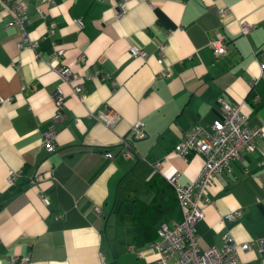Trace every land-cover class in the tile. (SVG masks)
Segmentation results:
<instances>
[{
	"label": "crops",
	"instance_id": "0c3cea01",
	"mask_svg": "<svg viewBox=\"0 0 264 264\" xmlns=\"http://www.w3.org/2000/svg\"><path fill=\"white\" fill-rule=\"evenodd\" d=\"M13 1L23 5L24 29L36 44L19 47V27H5L10 15L0 11V264H17L8 257L25 254L28 264H159L151 242L136 246L139 254L126 249L134 244L132 219H119L118 207L123 199L150 200L146 181L155 172L176 175L181 184L198 174L204 155L190 149L183 159L173 147L195 123L208 126L220 115L219 98L264 130V0H127L121 15L120 0ZM240 20L250 24L245 34ZM215 32L228 41L223 55L208 45ZM159 41L165 43L162 63ZM53 42L63 54L49 60ZM130 45L147 56L130 55ZM166 64L170 76L159 73ZM57 65L76 77L61 81ZM56 87L65 93L64 117L54 120L56 147L48 153L40 140L53 121ZM100 109L118 114L113 127L95 118ZM136 121L145 136L132 139ZM121 138L130 140L133 158L121 156ZM262 183L264 139H256L206 188L203 217L195 223L200 248L221 247L225 233L237 243L264 237ZM234 210L240 216L228 219ZM181 220L175 205L160 222ZM258 248L256 242L237 248L239 262L264 264Z\"/></svg>",
	"mask_w": 264,
	"mask_h": 264
},
{
	"label": "built area",
	"instance_id": "2783aa9c",
	"mask_svg": "<svg viewBox=\"0 0 264 264\" xmlns=\"http://www.w3.org/2000/svg\"><path fill=\"white\" fill-rule=\"evenodd\" d=\"M126 1H119L116 15H121L124 12ZM0 11H5L10 15V18L4 21L5 27L8 28L12 25L19 27L20 39L18 46L34 49L36 42L29 39L24 29V22L28 17L23 5L13 0H0ZM37 11L40 17H44V13L40 8ZM226 11V8L221 7L218 9V14L223 15ZM75 23L77 26H81L82 24L80 20H76ZM239 26L242 34L249 31L250 24L246 21L240 20ZM53 27L54 24L51 23L49 28L51 33L53 32ZM53 45L54 48L49 55V60L58 59L63 54V48L57 46L55 42H53ZM208 45L215 56L223 55L228 51V41L219 32H215L214 36L209 39ZM157 48L159 52L157 62L162 63L165 43L159 41ZM128 51L132 56H139L141 58L147 56L146 51L137 45H130ZM34 53L36 57L39 56L37 52ZM53 68L61 81L70 82L76 77L69 66L57 65ZM159 73L163 76H170L171 69L169 65H162ZM96 74L101 79H105L108 76L101 69L96 70ZM259 77H264V62L259 63ZM253 81H256V78ZM71 89L74 94L80 98L83 97L80 86L73 85ZM52 99L55 105L53 121L42 132L40 140L41 146L48 153L54 151L56 147L54 120L64 117L62 108L65 93L59 87H56L52 93ZM219 102L221 113L216 119H213L210 125L204 126L200 123H195L173 147V152L183 159H185V155L190 149L198 151L204 155V162L198 174L187 183H179L176 175L166 178L174 189L177 204L181 210L182 220L172 221L171 223L162 221L159 224L158 237L150 244L157 252V262L159 264H247L239 262L237 248L248 250L255 242L259 245V254L264 256V237L237 243L228 233H225L222 235L221 247L210 246L202 249L199 246L195 223L203 217L202 205L208 201L206 188L213 179L220 178L223 172L230 170V161L239 156L240 150L253 149L256 139H264V130L261 127H250L238 105L231 104L224 98H219ZM94 116L108 127H113L119 118L117 113L113 111L107 112L104 109L98 110ZM144 136L143 123L136 121L131 127L132 139H139ZM120 146L122 157L128 159L136 155L130 140L121 138ZM104 155L109 158L113 157L110 150H106ZM159 164L160 162L156 161L152 165L156 168ZM15 174L13 172L8 176L7 180L9 184H12ZM30 182H33V179H30ZM262 186H264V183H262ZM39 197L45 203L48 202L43 194L40 193ZM256 199L258 200V198ZM62 216V213L57 214V217ZM239 216V210L226 214V217L230 220H234ZM126 249L139 254V251L136 250V246L133 244L128 245ZM171 257H173V260L169 261ZM8 259L17 264L29 263L28 254L10 256ZM102 261L101 259V263Z\"/></svg>",
	"mask_w": 264,
	"mask_h": 264
},
{
	"label": "trees",
	"instance_id": "16d2710c",
	"mask_svg": "<svg viewBox=\"0 0 264 264\" xmlns=\"http://www.w3.org/2000/svg\"><path fill=\"white\" fill-rule=\"evenodd\" d=\"M146 186L152 193L150 200L144 201L137 197L123 199L117 211L119 219L125 214L131 216L134 246L154 241L158 237L160 219L169 215L175 205H178L174 189L158 172L147 179Z\"/></svg>",
	"mask_w": 264,
	"mask_h": 264
}]
</instances>
